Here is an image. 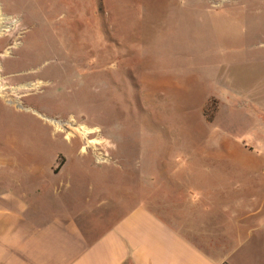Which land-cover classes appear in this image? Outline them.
Masks as SVG:
<instances>
[{"label": "rangeland", "instance_id": "rangeland-1", "mask_svg": "<svg viewBox=\"0 0 264 264\" xmlns=\"http://www.w3.org/2000/svg\"><path fill=\"white\" fill-rule=\"evenodd\" d=\"M0 94L2 189L24 192L25 166L56 155L55 171L120 165L94 177L130 187L138 167L197 166L180 178L223 186L219 222L246 241L234 264H264V0H0Z\"/></svg>", "mask_w": 264, "mask_h": 264}, {"label": "crops", "instance_id": "crops-1", "mask_svg": "<svg viewBox=\"0 0 264 264\" xmlns=\"http://www.w3.org/2000/svg\"><path fill=\"white\" fill-rule=\"evenodd\" d=\"M55 162L25 166L32 184L24 192L0 187V264H234L246 246L239 230L226 232L219 222L225 210L223 186L208 193L180 178L188 172L200 179L207 170L168 165L148 175L138 167V180L130 187L105 183L112 170L129 174L120 165L70 166L67 158L55 171ZM257 166L256 173H264V165ZM75 171L94 180L79 189ZM98 175L104 183L97 182ZM52 187L55 198L45 195ZM47 206L50 214L43 212ZM210 216L214 228H202L200 221ZM219 223L221 228H215ZM225 234L232 237L231 246H225Z\"/></svg>", "mask_w": 264, "mask_h": 264}, {"label": "trees", "instance_id": "trees-1", "mask_svg": "<svg viewBox=\"0 0 264 264\" xmlns=\"http://www.w3.org/2000/svg\"><path fill=\"white\" fill-rule=\"evenodd\" d=\"M215 100H210L209 102H208V104H207V106H206V108H205V114L207 115V112H215V110H216V106L214 107V105H215ZM213 121V118L211 117V118H208V122H212Z\"/></svg>", "mask_w": 264, "mask_h": 264}, {"label": "bare ground", "instance_id": "bare-ground-1", "mask_svg": "<svg viewBox=\"0 0 264 264\" xmlns=\"http://www.w3.org/2000/svg\"><path fill=\"white\" fill-rule=\"evenodd\" d=\"M32 87H35L34 85H32ZM0 97H3V96H1V94H0ZM4 99V98H3ZM85 128V127H84ZM87 131V134H91L92 132H90V130H86Z\"/></svg>", "mask_w": 264, "mask_h": 264}]
</instances>
